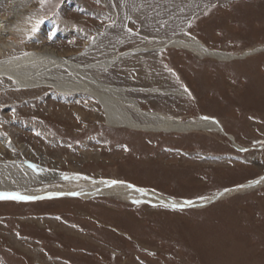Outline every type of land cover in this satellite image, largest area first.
Masks as SVG:
<instances>
[{
	"label": "rangeland",
	"instance_id": "374dc122",
	"mask_svg": "<svg viewBox=\"0 0 264 264\" xmlns=\"http://www.w3.org/2000/svg\"><path fill=\"white\" fill-rule=\"evenodd\" d=\"M17 10L34 24L17 37L23 50L51 46L82 66L174 36L256 52L220 60L166 46L91 70L145 112L217 130L113 126L92 95L0 81L4 160L55 171L44 185L71 174L196 203L264 175V0H20ZM47 26L62 34L41 39ZM254 183L200 208L109 194L3 198L0 264H264V184Z\"/></svg>",
	"mask_w": 264,
	"mask_h": 264
},
{
	"label": "bare ground",
	"instance_id": "6f19581e",
	"mask_svg": "<svg viewBox=\"0 0 264 264\" xmlns=\"http://www.w3.org/2000/svg\"><path fill=\"white\" fill-rule=\"evenodd\" d=\"M19 2L20 0L0 1V11H6L0 14V81L4 86L14 87L16 85L20 88L38 89L45 86L53 88L64 95H92L97 98L102 106L105 118L113 126H128L167 132L221 129L219 124L210 119L183 122L161 113L145 112L137 101L128 96L127 92L130 89L108 84L92 73L91 70L101 67L106 68L119 58L138 53L141 50L153 51L163 49L166 46L185 48L196 52L200 57L212 56L220 60H229L237 55L219 50H210L194 37L174 36L150 39L144 47L135 48L120 55L110 52L105 57L101 56L89 65L82 66V64L73 62L71 57L64 55L51 46L28 50H23L20 47L19 38L17 37L25 35L34 24L32 21L20 20V13L17 10ZM11 19L15 20L11 22ZM11 23L12 25H10ZM54 30H58V33L62 34L63 27L48 28L47 26L46 29H42L38 33L39 37L42 39L43 35L50 34ZM252 52L256 51L252 49L239 56L243 58L244 55L249 56ZM61 65L65 66L67 71L61 70ZM153 91L157 90L153 89ZM135 113L139 114V118L135 116ZM9 142L8 137L0 134V196L3 194H18L23 197L38 198L54 195H82L88 198L99 194H109L134 203L147 201L170 206H185L188 204L191 207L198 206L202 201H204L203 203H209L214 199V197L200 199L197 200V203L176 200L163 197L150 190L131 187V185L122 182L113 184L112 181H87L81 176L71 174L61 177L60 179L63 180L61 184L46 183L44 185L45 182L56 177V172L49 171L42 163H36V161L25 158L4 160L1 154L4 153V148H8L7 143ZM258 179L255 181L257 184H264V175ZM50 182L52 183V181ZM256 186V183L236 186L230 190L220 192L219 195L223 198L237 191L245 190L247 187L253 188ZM138 189L143 191H138Z\"/></svg>",
	"mask_w": 264,
	"mask_h": 264
},
{
	"label": "water",
	"instance_id": "95a60500",
	"mask_svg": "<svg viewBox=\"0 0 264 264\" xmlns=\"http://www.w3.org/2000/svg\"><path fill=\"white\" fill-rule=\"evenodd\" d=\"M247 55V54H246ZM246 55H244L243 57H245ZM238 57H240V56H235V57H231V58H238ZM241 58V57H240ZM257 180V179H256ZM254 182H255V180H254ZM254 182H252V183H254ZM251 183V182H250ZM223 191H225V190H223ZM222 192V191H221ZM221 198V196L219 195V193L217 194V195H215L214 196V199H212L209 203H203L204 201H202L201 203H199L198 204V206H196V207H204V206H207V205H209L211 202H213V201H216V200H218V199H220ZM175 207H191L190 205H181V206H175Z\"/></svg>",
	"mask_w": 264,
	"mask_h": 264
},
{
	"label": "snow or ice",
	"instance_id": "6c2138e0",
	"mask_svg": "<svg viewBox=\"0 0 264 264\" xmlns=\"http://www.w3.org/2000/svg\"><path fill=\"white\" fill-rule=\"evenodd\" d=\"M111 183L115 184L117 182L116 181H112ZM138 191H143V190L138 189ZM0 198L32 199L31 197H23V196H19L18 194H16V195L3 194L2 196H0Z\"/></svg>",
	"mask_w": 264,
	"mask_h": 264
}]
</instances>
